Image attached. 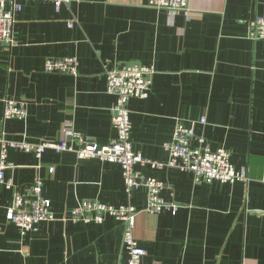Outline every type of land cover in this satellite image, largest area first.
<instances>
[{
	"label": "crops",
	"instance_id": "crops-1",
	"mask_svg": "<svg viewBox=\"0 0 264 264\" xmlns=\"http://www.w3.org/2000/svg\"><path fill=\"white\" fill-rule=\"evenodd\" d=\"M53 1H19L14 45L0 49V139L52 142L70 128L107 145L115 130L105 68L153 66L147 97L128 102L133 150L165 162L175 120L195 122V134L211 149L228 150L247 182L205 184L188 172L158 171L160 197L178 209L137 216L141 264H264V41L246 35L248 21L264 17V0H190L188 14L173 16L149 8V0H70L59 12ZM66 57L78 59L77 77L43 72L46 59ZM8 98L26 103L25 120L2 119ZM7 162L12 185L0 186V264L126 263L120 222L58 220L81 200L143 209L145 191L126 194L117 164L11 148ZM35 179L57 220L20 235L6 211Z\"/></svg>",
	"mask_w": 264,
	"mask_h": 264
},
{
	"label": "built area",
	"instance_id": "built-area-1",
	"mask_svg": "<svg viewBox=\"0 0 264 264\" xmlns=\"http://www.w3.org/2000/svg\"><path fill=\"white\" fill-rule=\"evenodd\" d=\"M19 1L41 0H0V49L14 45L13 27L15 16L22 10ZM70 0H54L55 11L59 12L62 5ZM149 8L166 11L170 16L176 13L188 14L190 0H149ZM71 27L72 23H68ZM247 39L250 41H264V17L259 15L247 23ZM43 72L47 74L79 75V61L75 57L62 59H46ZM106 93L114 97L110 108L113 115L112 125L115 137L109 144L99 146L87 142L84 137L73 129H63V137L58 141H42L39 143L8 142L0 139V186L9 188L12 183L5 177L9 168L7 162L8 149H15L24 153H32L36 158L51 150L56 154L70 153L77 160L99 159L104 162L117 164L126 194L134 190L145 191L146 205L136 210L131 205L112 206L96 200H81L67 216L58 220L62 222H81L101 224L106 217H111L123 226L122 246L127 254L125 264H141L145 251L136 240L134 231L136 218L140 213L157 215L162 212L175 214L176 203L164 201L159 193L163 183L156 178V173L163 169H176L192 174L194 181L210 184L213 181L234 184L247 182L245 170H237L230 161V152L220 146L211 149L203 136L195 134V122L185 125L176 119L171 137L163 144L167 154L165 162L144 158L132 148L130 139L131 122L129 118L128 102L130 99H145L150 91L155 69L150 65L138 62L124 63L119 67L105 68ZM27 117L26 103L14 99L3 100L2 119L25 120ZM198 124L205 125V119ZM139 167L140 170H136ZM53 167L48 169L52 174ZM147 172L149 174H147ZM42 180L35 179L23 191H16L12 203L6 211V219L14 225L20 235L28 232L35 233L43 222L57 220L51 211V203L42 196Z\"/></svg>",
	"mask_w": 264,
	"mask_h": 264
}]
</instances>
